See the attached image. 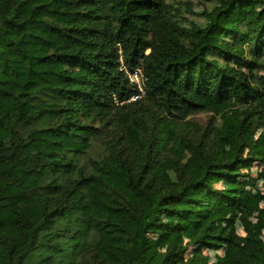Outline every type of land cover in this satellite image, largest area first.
I'll return each instance as SVG.
<instances>
[{
  "label": "trees",
  "instance_id": "16d2710c",
  "mask_svg": "<svg viewBox=\"0 0 264 264\" xmlns=\"http://www.w3.org/2000/svg\"><path fill=\"white\" fill-rule=\"evenodd\" d=\"M207 1L0 0V264H264L262 214L213 219L264 163V0Z\"/></svg>",
  "mask_w": 264,
  "mask_h": 264
},
{
  "label": "rangeland",
  "instance_id": "374dc122",
  "mask_svg": "<svg viewBox=\"0 0 264 264\" xmlns=\"http://www.w3.org/2000/svg\"><path fill=\"white\" fill-rule=\"evenodd\" d=\"M170 2L175 7L180 8L182 11V22L185 24L191 21L202 22V12L205 8H212L214 5L213 2L207 0H170ZM238 114L237 108L229 110L227 117L224 118V120L227 119L236 122L241 117ZM222 120L223 119L220 116H216L211 112H201L190 116L182 123V125L186 133L202 137L213 128H218L219 125H221ZM250 150H253L260 156L264 157V126L257 131L253 143L247 152ZM246 172L250 175L242 180L243 191L240 194L243 200L242 207L238 209L224 208L222 212L214 215L213 217V219L217 220L220 227L233 226L235 227L238 235L242 237L246 236L243 220L244 217L247 220L248 226L254 227L258 222L259 215L262 214L264 216V163H256L254 166L247 169ZM217 186L221 187V185ZM246 208H250L249 213H246ZM176 222L177 226L182 225L180 222ZM259 232L261 237L264 239V229L259 228ZM178 234L183 240L188 242L192 237V230L187 228L185 231L179 232ZM154 243L157 244L161 251H164L169 244V242L159 238H156ZM230 249L231 247H225L217 252L206 251L205 254H208L211 258V263L215 264L217 261L216 257H227ZM193 250L194 248L191 247V252Z\"/></svg>",
  "mask_w": 264,
  "mask_h": 264
},
{
  "label": "built area",
  "instance_id": "2783aa9c",
  "mask_svg": "<svg viewBox=\"0 0 264 264\" xmlns=\"http://www.w3.org/2000/svg\"><path fill=\"white\" fill-rule=\"evenodd\" d=\"M129 74V77H130V80L134 83H136L141 91V94L140 95H137V96H134L132 97L129 101H136L138 98L144 96L145 92L143 90V88L141 87V80H140V72L139 70L133 72V73H128Z\"/></svg>",
  "mask_w": 264,
  "mask_h": 264
}]
</instances>
